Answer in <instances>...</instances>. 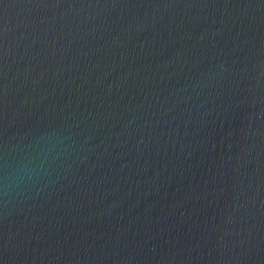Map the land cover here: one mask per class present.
I'll list each match as a JSON object with an SVG mask.
<instances>
[{
	"label": "water",
	"instance_id": "1",
	"mask_svg": "<svg viewBox=\"0 0 264 264\" xmlns=\"http://www.w3.org/2000/svg\"><path fill=\"white\" fill-rule=\"evenodd\" d=\"M0 264H264V0H0Z\"/></svg>",
	"mask_w": 264,
	"mask_h": 264
}]
</instances>
